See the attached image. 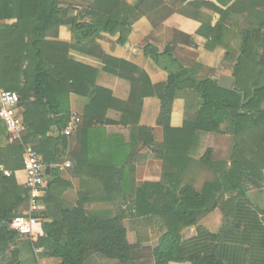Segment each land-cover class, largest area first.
I'll return each instance as SVG.
<instances>
[{
	"label": "trees",
	"instance_id": "1",
	"mask_svg": "<svg viewBox=\"0 0 264 264\" xmlns=\"http://www.w3.org/2000/svg\"><path fill=\"white\" fill-rule=\"evenodd\" d=\"M213 1L135 0L129 5L124 0H76L75 4L0 0L3 10H17L16 24L0 29V88L20 95L27 127L22 142H11L4 123L9 142L17 145L0 146L8 157L3 162L0 155V166L10 169L8 175L0 173V260L10 253L7 264H19L23 251L40 250L35 264H128L139 260L141 253H150L155 264H264V0ZM203 8L215 12L219 20L215 25L203 22L198 35L208 40L206 50L226 51L217 76L233 77L234 89H222L208 76L198 79L203 68L196 62L198 56L178 49L180 42L195 47L193 38L174 31L163 52L151 45L143 49L168 79L153 86L144 76L140 100L135 93L138 81L130 70L135 67L106 56L99 41L105 34L118 35V44L126 45L133 15L166 19L178 14L199 20ZM61 25L71 27L73 43L48 40L58 38ZM71 50L104 61L105 71L129 80L131 100H118L97 86L99 71L71 59ZM72 94H92L83 113L85 131L106 124L108 111H119L122 124L137 127L138 140L163 162L160 182L136 187L134 180L132 190L124 182L121 187L134 199L130 212L157 224L158 234L149 243L134 242L133 235L129 240L123 216L88 215L85 206L90 199L71 210L62 209L59 220L49 222L48 213L40 215L44 236L36 243L9 229L13 218L26 215L30 200L29 190L19 186L15 177L24 169L25 144L35 140L33 149L46 166L61 162L60 147L69 138L63 132L72 119ZM153 95L157 100H147ZM176 99L186 104L181 128L171 124ZM153 104L159 106L153 125L165 133L162 145L155 142L153 128L144 118L145 109ZM52 128L59 132L57 138L49 136ZM198 132L215 134L216 149H208L195 161L190 154ZM126 164L125 160L120 165V178L127 174ZM71 187L50 182L48 192ZM216 209L222 226L213 233L200 221ZM191 227H196V235L184 239L182 232Z\"/></svg>",
	"mask_w": 264,
	"mask_h": 264
},
{
	"label": "crops",
	"instance_id": "2",
	"mask_svg": "<svg viewBox=\"0 0 264 264\" xmlns=\"http://www.w3.org/2000/svg\"><path fill=\"white\" fill-rule=\"evenodd\" d=\"M63 1L76 3V0ZM124 1L132 5L135 0ZM202 1L214 2L213 0ZM77 9L79 12L83 9V6L77 7ZM77 11L72 13L76 14ZM199 12L203 15L199 20L188 19L178 14H174L166 19H162L160 16L138 18L133 15L130 22L131 33L126 45L121 46L118 44V35L111 36L105 34L103 39L99 41L102 51L106 56L124 61L131 64L132 67H135L130 70L131 76L138 81L137 91L135 93L137 97L139 96L140 100L142 99L141 94H143L142 92L145 89L143 86L145 82L143 80L144 76L149 78L150 84L153 86L165 84L168 79V73L159 68L151 59L146 58L143 49L147 45H151L156 47L160 52H163L167 45L173 41L174 31L193 38L195 47L187 46L180 42L178 44V49H183L198 56L196 62L203 66L200 70L198 79L205 76L218 79L223 76L221 75L218 77L217 73L224 62L226 51L221 47L214 51L206 50L205 46L208 40L198 35V31L202 27L203 22L207 23L211 21V24L215 25L219 20V16L207 8H203ZM7 13L9 15L3 17V14L5 15ZM16 13L17 10L14 9V7H11L9 11L3 10L2 3L0 2V29L16 24ZM48 40L68 44L73 43L71 27L68 25H61L58 28V38L54 40L49 38ZM70 57L78 63L99 71L97 86L111 91L113 96L118 100L124 102L131 100L133 94L132 83L127 79H123L118 75L105 71L104 61L78 52L77 50H71ZM91 96L92 94H90L89 97L72 94L70 97L72 118H79L81 125L78 131L79 134L76 133L69 137L66 146L60 147L59 154L61 163L69 162L72 167L59 171L54 166L48 167L45 165L48 186L50 182H66L71 184L72 187L68 190H60L59 187L57 190H54L53 193L48 192L47 198L45 197L41 200V210L35 214L41 219L39 217L40 215L48 213V221L52 222L60 219V212L62 209L71 210L76 207L78 202L84 199H90V202L85 206V211L88 215H93L100 219L123 216L125 218L124 223L127 228L129 240H131V235H133L134 242L138 241L140 244H147L158 234L155 228L157 224H151L146 217H136L130 212V205L134 199L127 197V194L125 195L121 192V187L123 184L122 182H124V185H127L128 188L132 190L135 186L134 180L136 187H140L145 183L160 182L163 162L156 157L153 150L145 147L138 140L137 127H129L122 124L123 114L119 111H108L106 124H100L89 131H85L83 129V113L85 107L90 103ZM147 100H157L156 95H153ZM198 104L200 105L201 101H199ZM158 109L159 106L156 104L149 105L145 109L144 118L145 122L153 128L155 142L162 145L165 141L164 129L160 126L153 125L157 119ZM24 113V108L19 104L16 108V118L23 123H25ZM186 113L185 101L176 99L173 105L171 118L173 128L182 127L187 118ZM0 127L2 130L0 134L1 149L8 146H16L17 144L11 145L12 143L9 142L4 122L0 123ZM226 127L227 125H223L222 130H225ZM49 136L57 138L59 132L56 128H52ZM225 139L228 141L227 136ZM35 144V140H30L29 143L25 144V147L33 148ZM221 146H223V143H221ZM214 148L216 149V135L213 133L198 132L190 156L195 161H200L208 149ZM0 155L3 158V162L7 161L8 157L4 155L2 150L0 151ZM125 160L127 161L126 173L128 175L126 174L125 177L120 178L119 174L122 172V167H120V165ZM2 169L6 172L10 171L6 166L1 165L0 173ZM15 177L17 184L26 188L27 176L24 169L17 171ZM257 191L258 190H253L254 193ZM28 208L29 203L24 213H28ZM220 214L219 209H216L202 217V219L203 221H210L211 219L218 218ZM41 222L43 223L44 220L41 219ZM42 223L41 231L43 233ZM207 228L213 231L211 225ZM194 230L195 229H193V232ZM12 249L13 247L11 250ZM22 253L19 258V264H35L34 261H27ZM140 255L143 257V253ZM4 261H6V259L0 260V264H7L9 259L6 262ZM128 264H155V261L153 258L151 259L148 257L145 260L139 259Z\"/></svg>",
	"mask_w": 264,
	"mask_h": 264
},
{
	"label": "built area",
	"instance_id": "3",
	"mask_svg": "<svg viewBox=\"0 0 264 264\" xmlns=\"http://www.w3.org/2000/svg\"><path fill=\"white\" fill-rule=\"evenodd\" d=\"M20 104V95L14 91H5L0 88V120L7 127L11 142H22L26 135V125L16 118V108ZM80 119L72 118L63 135L70 137L80 129ZM24 171L27 176L26 188L30 192L29 211L24 216H17L9 223V229L18 233L22 238L36 243L43 236L41 231V219L36 217L35 213L41 210V200L48 194V184L45 164L41 155L37 154L33 148H25L23 156ZM54 167L62 171L71 168L67 163H56ZM5 175L9 173L1 170ZM40 250H35L39 255Z\"/></svg>",
	"mask_w": 264,
	"mask_h": 264
},
{
	"label": "rangeland",
	"instance_id": "4",
	"mask_svg": "<svg viewBox=\"0 0 264 264\" xmlns=\"http://www.w3.org/2000/svg\"><path fill=\"white\" fill-rule=\"evenodd\" d=\"M75 4V3H74ZM237 30V29H236ZM237 44V41H234V42H232V45H233V47H235V48H237L236 45ZM221 67V66H220ZM220 69V68H219ZM224 151H226V150H224ZM205 223H206V225H205ZM200 225H202V226H205L206 228L207 227H209L210 225L212 226V230L213 231H211L210 229H208L209 231H211V232H213L214 233V231L217 229V227H218V229L216 230V231H219V229L221 228V226H222V215L220 214L219 215V217L218 218H216V219H211L210 221H203V219H201V221H200ZM193 229H195L194 230V232H193ZM215 231V232H216ZM196 235V227H191V228H188V229H186V230H184L183 232H182V236H183V238L184 239H188V238H191L192 236H195ZM22 255L24 256V258L27 260V261H30V262H33L34 260H35V253H33V252H31V251H23V253H22ZM149 255V256H148ZM153 258L152 257V255L149 253H143V257H142V255H141V257L142 258H140V259H146V258ZM10 257H11V255H10V253L9 254H6V261L8 260V259H10ZM6 261H4V262H6ZM35 262V261H34Z\"/></svg>",
	"mask_w": 264,
	"mask_h": 264
},
{
	"label": "water",
	"instance_id": "5",
	"mask_svg": "<svg viewBox=\"0 0 264 264\" xmlns=\"http://www.w3.org/2000/svg\"><path fill=\"white\" fill-rule=\"evenodd\" d=\"M218 83V86L222 89L232 91L235 83V79L230 76L223 75L220 78H211ZM48 170V169H47Z\"/></svg>",
	"mask_w": 264,
	"mask_h": 264
}]
</instances>
